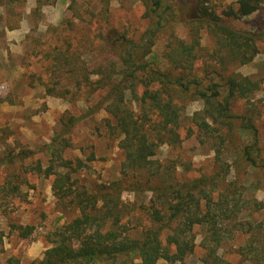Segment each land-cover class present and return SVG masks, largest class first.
Instances as JSON below:
<instances>
[{
  "label": "trees",
  "instance_id": "16d2710c",
  "mask_svg": "<svg viewBox=\"0 0 264 264\" xmlns=\"http://www.w3.org/2000/svg\"><path fill=\"white\" fill-rule=\"evenodd\" d=\"M151 1L157 7L161 5L160 0ZM198 2L201 15L200 25L193 30L195 37L186 41L172 35L168 42L166 56L172 71L164 72L146 59L153 37L165 24L156 13V27L150 30L148 47L130 43L124 35L110 30L103 48L111 57H105L104 65L90 73L99 78L93 80L85 68L83 80H76L77 88L84 84L90 91L101 90V97L87 106L80 117L63 115L61 130L44 146L49 155L47 166L38 163L26 170L51 179L58 203L75 214L70 220L56 221L51 226L50 246L42 258L30 264H186L197 247V226L205 228L200 244L205 253L204 264H232L220 254V249L236 231L259 237L240 252L245 259L252 255L258 264L264 262V236H259L263 224L241 219L247 210L252 213L253 208L259 210L263 205L244 197L238 176L229 179L232 168L242 166L243 161L263 170L264 161L259 160L250 144L237 151L231 164L226 157L229 144L234 141L236 116L232 101L250 98L263 84L259 78L226 74L232 65L253 61L262 38L232 26L226 18L250 16L264 8V0H237V10L229 8L221 13L209 6V0ZM203 26L214 38L215 47L207 54L203 74H198L195 70L203 58L199 31ZM51 57L55 62L64 59L70 72L76 71L74 57L65 56L59 49ZM59 65L62 64L55 63V67ZM187 97L203 101L202 109L190 118L192 126L187 128V135L196 134L201 144L214 149L215 156L211 174L184 180L176 173V165L164 163L156 156L164 144L181 145L179 130ZM99 111L108 115L103 129L108 136H116L123 160L118 180L87 188L80 176L86 162L79 157L67 158L65 153L72 147L69 134L75 125ZM247 126L256 136V126ZM93 158L94 155L89 160ZM13 163L14 158H10L1 161L0 166ZM23 173L16 169L0 184V210L4 215L31 202L20 182ZM125 190L136 195L149 191L151 196L146 201H125ZM11 226L21 239H27L35 230L34 225Z\"/></svg>",
  "mask_w": 264,
  "mask_h": 264
},
{
  "label": "rangeland",
  "instance_id": "374dc122",
  "mask_svg": "<svg viewBox=\"0 0 264 264\" xmlns=\"http://www.w3.org/2000/svg\"><path fill=\"white\" fill-rule=\"evenodd\" d=\"M160 1L161 5L157 7L151 0H0V162L14 158L12 166H0V184L16 169L23 170L20 182L31 200L11 215H4L0 210V264H30L42 258L50 246L51 226L56 221L66 222L75 214L58 203L52 192L51 179L26 170L38 163L47 166L49 155L44 146L61 130L63 115L80 117L87 106L95 104L101 97V90L90 91L84 84L77 88L76 80H83L85 68L89 74L96 72L104 65L105 57H111L103 48L108 32L115 30L130 43L148 47L150 30L156 27L155 15L160 14L165 24L153 37L146 59L155 62L164 72L172 71L166 56L172 35L186 41L195 37L193 30L200 25L201 15L198 0ZM208 3L217 13L238 8L237 0H209ZM226 19L236 28L262 35L258 41L260 51L254 60L245 65H232L226 74L234 72L263 81L262 89L250 98L232 101V112L236 116L232 131L234 141L230 142L226 157L231 164L237 151L250 144L259 160L264 161V8L250 16ZM199 36L203 58L195 71L203 74L202 67L207 54L215 47V41L204 26L200 28ZM57 49L67 57H74L76 71L70 72L64 59L57 61L62 65L55 67L57 62L51 56ZM209 64L216 67L215 63ZM90 77L93 80L99 78L95 74ZM183 104L185 109L179 130L183 141L174 147L162 145L156 158L176 165V173L185 180L211 174L215 152L208 144H201L196 134L187 135V128L192 126L190 118L202 109L203 101L187 97ZM107 116L106 112L99 111L82 119L69 134L72 147L65 156L79 157L86 162L80 176L87 188L120 178L123 154L116 136H108L103 129ZM249 123L258 129L256 136L247 126ZM93 155L94 158L89 160ZM237 176L244 197L256 199L263 205L259 210L253 208L252 213L251 209L247 210L241 219L261 222L264 227V170L243 161L242 166L232 168L229 179ZM150 196L149 191L141 195L128 190L123 192L125 201H146ZM11 225H34L35 230L27 239H21ZM194 232L197 247L187 257L186 264H204L205 253L200 244L205 228L197 226ZM262 235L264 229L259 236ZM255 238L259 237L236 231L224 242L220 254L232 264H258L250 257L252 255L245 259L240 252ZM162 264L168 263L162 261Z\"/></svg>",
  "mask_w": 264,
  "mask_h": 264
}]
</instances>
